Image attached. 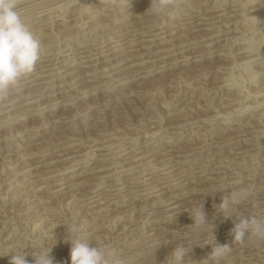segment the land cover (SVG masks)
<instances>
[{
    "label": "rangeland",
    "instance_id": "obj_1",
    "mask_svg": "<svg viewBox=\"0 0 264 264\" xmlns=\"http://www.w3.org/2000/svg\"><path fill=\"white\" fill-rule=\"evenodd\" d=\"M137 1L80 0L31 20L30 32L49 35L43 45L76 36L81 46L45 47L38 62L70 63L40 66L0 99V255L52 243L53 264H70L64 226L83 222L114 264H173L177 242L192 248L181 264H264V241L230 235L238 218L264 214V0H226L223 13L219 0H172L160 14ZM189 9L198 15L167 25ZM100 14L72 36L55 32L57 19ZM138 14L159 29L139 33L148 17ZM105 21L127 24L89 32ZM238 190L237 215L224 219L216 207ZM199 204L212 229L186 228ZM212 235L232 250L210 255Z\"/></svg>",
    "mask_w": 264,
    "mask_h": 264
},
{
    "label": "clouds",
    "instance_id": "obj_2",
    "mask_svg": "<svg viewBox=\"0 0 264 264\" xmlns=\"http://www.w3.org/2000/svg\"><path fill=\"white\" fill-rule=\"evenodd\" d=\"M172 4V0H150L146 11L160 14ZM19 0H0V99L5 93L14 88L19 81L34 71L37 61L44 53L45 48L40 38L35 36L26 27L19 12ZM226 196L221 197V202L216 207V212L224 219L236 216V207L244 197L243 190L227 191ZM191 224L186 228L203 229L211 227L206 218L202 204L188 208ZM66 229V243L70 244V264H114L115 252L110 245L95 243L89 245L87 230L83 222H74ZM232 244L243 245L246 241H264V214L250 212L246 218H238V222L230 233ZM157 243V241H156ZM51 245L41 243L35 247L22 249H9L11 254L9 264H27L25 249L32 250L33 264H53L50 255ZM192 249V248H191ZM191 249L184 243H176L168 260L173 264H181V261L190 253ZM232 250V247L215 245L212 235V247L210 255L220 257ZM121 264H124L121 261Z\"/></svg>",
    "mask_w": 264,
    "mask_h": 264
},
{
    "label": "bare ground",
    "instance_id": "obj_3",
    "mask_svg": "<svg viewBox=\"0 0 264 264\" xmlns=\"http://www.w3.org/2000/svg\"><path fill=\"white\" fill-rule=\"evenodd\" d=\"M76 1H80V0H19V12H20V15H21V19H22V21L25 23V25H26V27L28 28V29H31V28H33L35 25H33V21H31L32 19H34V21L36 20V19H39V15H41L42 13H46V12H53V11H55L56 9H59L60 8V10L62 9L63 10V8H65V7H67L68 5H70V4H72V3H74V2H76ZM147 1H149V0H138L136 3H140V5L138 6V8L140 9V10H138V12H140L141 10L142 11H146L147 9H145L148 5H149V3H145V2H147ZM224 1H226V0H219V2L216 4L215 3V5H218V6H221V11H222V13L223 12H228L230 9H229V6L230 5H227L226 7H222V4H224ZM254 2V1H253ZM135 3V4H136ZM176 3V2H175ZM21 4V5H20ZM207 4V2H204V3H202L201 2V4H200V2H199V4H190L188 7L190 8V7H194V5H196L197 6V8L195 9V11H200V8L202 7V6H205ZM228 4V3H227ZM236 4V3H235ZM235 4H231V5H235ZM75 5V4H74ZM180 5V4H179ZM133 6H135L136 7V5H133ZM188 7H186V8H188ZM84 8V7H83ZM67 9V8H66ZM144 9V10H143ZM73 10V9H72ZM89 10V8H85V9H82L81 10V12L82 13H87V11ZM202 10V9H201ZM181 11V10H180ZM220 11V12H221ZM56 12V11H55ZM81 12H79V13H81ZM184 12V11H183ZM202 12V11H201ZM44 13V14H45ZM54 13V12H53ZM63 13V12H62ZM61 13V14H62ZM81 13V14H82ZM135 13V12H134ZM137 13V12H136ZM187 13L189 14V16H184V17H182V18H180V19H176V20H170V22L167 24V25H172V24H176V23H178V24H181V23H184L182 20H183V18H191L192 19V16L193 17H195L196 15H198V14H195V15H193L192 14V10L191 9H189L188 11H187ZM191 13V14H190ZM214 13V12H213ZM222 13H218V14H214L215 16H220V15H222ZM37 14H38V16H37ZM226 14V13H225ZM35 15H36V17H35ZM49 15V14H48ZM64 15H65V12H64ZM141 16V17H145V18H147L149 15L147 14H145V15H141V14H138V16ZM192 15V16H191ZM41 16H44V15H41ZM61 16H63V14L61 15ZM79 16V15H78ZM101 16H103V14H100V15H95V16H93V17H91V18H89V19H86V20H83V21H81L80 19V22H78V23H76V24H73V26L72 27H63L66 23L67 24H70L71 23V21L68 19V20H66V18H61V19H57V21L59 22V24H58V29L59 30H57V31H55V32H58L60 35L59 36H61V37H66V36H72V34L74 33V32H77L78 30H81V28L82 27H84L85 25H91L92 24V22H95L96 20H99L100 18H101ZM130 16V18H128V16H126L127 18H124L123 20H129V22H130V19L131 20H133V18L135 19L136 18V16L135 17H133V18H131L132 16L131 15H129ZM262 16L263 15H259V16H256L255 18H254V23L255 22H257V21H259V19H261L262 18ZM48 17H50V16H48ZM52 17V16H51ZM57 17H58V15H57ZM64 17V16H63ZM150 17V16H149ZM148 17V19H145L146 21H145V23H141V25L139 26L140 27V30H141V32H139V33H143V32H145V31H149V30H153V29H159V27L157 26V27H155V26H153V27H151V24H154V23H156L157 21H155V22H147V21H149V18ZM158 16H156L155 18H157ZM206 17V16H205ZM264 17V16H263ZM140 17H138V19H139ZM161 18V19H160ZM157 19H159V20H161L162 21V23L164 22L165 23V21H164V19H166L165 18V16H164V18H162V17H159V18H157ZM157 19H155V20H157ZM191 19L188 21V23L189 22H191ZM263 19V18H262ZM29 21V22H28ZM37 21V20H36ZM140 21H141V19H140ZM128 22V23H129ZM112 23V22H111ZM110 22H107V21H105L103 24H101L99 27H94L91 31H89V32H92V31H94V32H99L101 35H100V37L102 38L103 36H106V37H109L111 34H113L112 32H114L115 31V29H123V30H125V26H126V24H123V25H120V26H117V28H114L113 27V25L111 24ZM159 23V22H158ZM212 23V22H211ZM225 24V23H224ZM223 24V25H224ZM228 24V23H227ZM227 24H226V27H227ZM56 25H57V23H56ZM115 25H118V24H115ZM166 25V24H165ZM138 27V26H137ZM162 27V26H161ZM215 27V26H214ZM219 27V26H218ZM168 28V27H167ZM166 28V29H167ZM228 28H230L229 26L227 27V29ZM139 29V28H138ZM127 30V29H126ZM135 30V29H134ZM160 30H161V28H160ZM222 30V29H221ZM229 30V29H228ZM84 31V30H83ZM87 31V30H86ZM225 31H227V30H225ZM85 32V31H84ZM232 32V31H231ZM154 33V32H153ZM80 34V33H79ZM78 34V36L79 37H81L83 34H81V35H79ZM118 34V33H117ZM58 34H56V36L55 37H53V39H55L56 37H57V39L56 40H59L58 39V36H57ZM86 35V34H85ZM129 35V34H128ZM51 36V35H50ZM218 36V35H217ZM38 38H40L41 39V41H43V39L44 40H47V38L49 37V35L48 34H42V35H39V36H37ZM111 37H112V35H111ZM127 37V36H126ZM230 37V36H229ZM60 38V37H59ZM52 39V38H51ZM73 39H76V36L74 37H72V38H69V39H67V40H65L64 42H69L68 44H63L62 45V43H61V45H59L58 44V42L57 43H53V44H47V45H45L44 44V48L45 47H53V50H54V48L55 47H58V45H59V47H60V49H63V50H67V51H69V50H72V48L74 47V45L76 46V44L78 45V47L79 46H81V43L80 42H76V41H72ZM63 42V43H64ZM107 44V43H106ZM123 45V44H122ZM102 46V45H101ZM97 47H100V46H97ZM94 48H96V47H92L91 49H94ZM249 48V47H248ZM247 48V49H248ZM245 50V51H241V53H242V57L243 56H248V55H250L251 53V50ZM74 50V49H73ZM81 50V49H80ZM79 50V51H80ZM242 50V49H241ZM83 51V50H82ZM89 51V50H88ZM256 51H257V49H256ZM46 53H49V52H46V50H45V52L43 53V54H46ZM71 54V53H70ZM70 54H63V55H65V56H69ZM76 54H78V52L76 53ZM237 54V53H236ZM257 54V53H256ZM258 55V54H257ZM71 56V55H70ZM91 56V55H90ZM251 56V55H250ZM53 59V61L52 62H47V63H44V64H42V62H38L37 61V63H39V64H37V65H35V68H34V70H37L40 66H42V65H46V64H48V63H56V62H62V64H66V63H70V61H69V59H66V58H64V59H58L59 57H57V55L56 56H51V57H47V58H42L43 60H45V59ZM41 59V60H42ZM58 59V61H56ZM243 59V58H242ZM250 59V58H249ZM252 59V58H251ZM254 59V58H253ZM73 60H75V56H74V58H73ZM243 61H248V58H245V59H243ZM245 65V64H244ZM249 66V65H248ZM248 66L246 65V68H244V69H249L248 68ZM74 67L72 66V67H64V69L62 70V71H69V70H72ZM252 73V72H251ZM123 76V75H122ZM249 76V75H248ZM251 76V75H250ZM249 76V77H250ZM256 77V76H255ZM230 87L232 86V84L231 85H229ZM238 93V92H237ZM240 113V112H239ZM77 216V215H76ZM143 227V226H142ZM141 227V228H142ZM36 228V227H35ZM38 238V237H37ZM42 241V240H41ZM151 259V258H150ZM147 261V260H146ZM150 263V262H149Z\"/></svg>",
    "mask_w": 264,
    "mask_h": 264
}]
</instances>
